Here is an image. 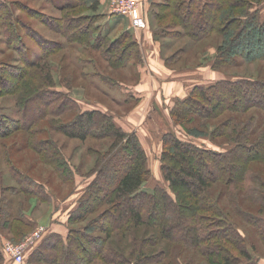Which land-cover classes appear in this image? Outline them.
<instances>
[{
    "label": "rangeland",
    "instance_id": "rangeland-1",
    "mask_svg": "<svg viewBox=\"0 0 264 264\" xmlns=\"http://www.w3.org/2000/svg\"><path fill=\"white\" fill-rule=\"evenodd\" d=\"M135 1L145 21L143 27L135 26L129 15L114 11L113 0H0V129L8 124L9 130L18 127L9 135L0 137V181L4 187H21L13 177L17 169L42 182L30 185L32 193L18 191L17 188L0 193V264H27L34 250L51 234L60 233L66 237L69 227L83 229L94 220L98 224L89 229V233L99 236L100 240L105 238L103 253L112 261L97 257L93 264H126L127 257L131 264H138L140 249L143 254H155L144 259L142 264H158L159 259L163 264H224L223 250L215 249L213 253L206 254L204 248L209 242L201 241L194 245L177 242L161 236L159 229L153 226L154 222L131 226L124 220L116 219L119 204L101 205L86 218L68 222L70 213L90 191L96 189L99 196L108 191L116 180L115 170L126 160L121 149L123 143L112 148L113 138L110 136L79 138L63 131L62 125L74 121L79 112L102 110L125 131L134 132L147 154L149 171L142 192L152 193L157 187H163L174 196L162 168L166 134L174 133L184 141L221 151L232 149L236 144L225 136L214 135V129L221 120L232 116V112L225 111L210 118L195 114L174 118L172 109L175 103L187 97L197 85H209L222 79L264 81V58L250 60L236 56L225 59L220 51L221 33L216 31L201 39L191 38L184 27L173 26L170 17H156V2L160 0ZM66 4L72 6L65 7ZM254 8L260 10L264 21V0L256 2ZM114 13L123 17L114 16ZM75 16L82 17L79 19L82 24H92L96 33H103V36L99 35L100 39H106L112 47L123 32L131 33L139 43V51L130 50L126 59L116 54L115 58L112 55L109 59L110 52L106 46L104 49H93L87 44L90 39L94 42L98 37L95 34L92 38L83 36L80 43H69L68 33L64 30L67 18L74 20ZM183 18L186 19L187 15ZM178 30H182L181 34H177ZM136 33L140 36L137 37ZM11 39L16 45L11 43ZM42 46L45 51H42ZM42 52L48 56L38 62L49 70L53 80V85L46 88L68 93L78 105L63 115L43 113L40 109L43 103L40 108L33 105L43 102L42 90L45 87H34L40 81L31 75L25 77V80L29 78L30 88L20 85L13 93L9 91V85L17 82L20 73L25 71L22 69L24 54L32 59ZM29 95L34 96V100L22 103ZM255 95L257 93L249 94ZM23 107H27L28 111L25 112ZM30 118L34 122L28 131ZM3 119L9 122L4 123ZM234 119L239 127L249 122L251 141L264 137L263 109L253 107L235 114ZM24 122L26 124L21 128ZM40 146L42 150L37 148ZM48 156L56 159L58 165ZM249 168L241 192H237L234 185L228 189L220 182L213 186L212 191L217 194L224 214H229L239 232V240L234 243L222 241L224 246H230L234 255L240 254L239 250L245 247L250 250L253 259L246 261L240 256L242 262L257 260L264 264V230L245 216L248 212L259 214L263 220L260 221L261 228H264V210L259 212L260 205L254 202L255 195L251 191L252 187L255 189L252 177L257 174L264 181V160L252 161ZM7 208L15 215L24 212L25 217L34 222L26 235H14L9 230L11 228L4 225ZM11 217L12 214H9ZM17 223L20 224L18 218ZM118 225L119 228H112ZM40 226H45L46 230L27 249L22 263H17L6 254L5 242L20 243ZM100 226L111 229L108 238L107 233L97 229ZM212 227L207 228L209 232H212ZM85 232L88 233V229ZM100 240L95 244L86 239L85 247L76 245L77 254L82 258L80 264L86 263L92 255H99ZM38 264L52 263L39 261Z\"/></svg>",
    "mask_w": 264,
    "mask_h": 264
},
{
    "label": "trees",
    "instance_id": "trees-1",
    "mask_svg": "<svg viewBox=\"0 0 264 264\" xmlns=\"http://www.w3.org/2000/svg\"><path fill=\"white\" fill-rule=\"evenodd\" d=\"M258 1L260 0H160L156 2L158 10L155 9V14L158 19L170 17V23L173 26L184 27L185 33L194 39H201L216 31L221 33L222 44L220 51L223 54L221 57L225 59L235 58L236 56H242L250 60L261 59L264 58V21L261 19L260 10L254 8L255 3ZM64 6L69 7L72 5L66 4ZM183 15H187V18L184 19ZM80 18L82 17L75 16L74 20L71 17L67 18L64 31L68 33L69 43H80L83 36L86 35L92 38L95 34L98 37H96L94 42L90 39L87 44L93 49H104L106 46V50L110 52L109 59L112 58V55L114 57L115 54L122 59H126L130 50L133 52L139 51V43L133 38L131 33L123 32L113 42L112 47V43L106 42V39H100L99 35L103 36V33L93 31L92 24H82L83 22L79 20ZM181 31L178 30L176 32L181 34ZM10 41L16 45L12 39ZM122 41L124 43L121 45ZM43 47L42 51H45L46 48ZM24 56L25 65L22 66V69L23 71L25 70L24 73L27 75L23 72V75L20 73L17 82L9 83V91L13 93L14 89L16 87L19 88L20 85L30 88L31 85L28 86L29 78L25 80V77L31 75L33 79L40 81L34 87H45L42 90L44 95L43 102L39 101L37 104H33L40 108L43 103L42 108H40L43 113L52 112L56 115H63L65 112L76 109L75 107L78 105L68 96V93L46 88L53 85L52 76L49 70L38 61L47 57L48 54L42 52L32 59L27 54H24ZM40 83L41 85H39ZM253 92L257 93V95L249 96ZM35 93L39 92L36 91ZM34 96L25 97L22 103L29 100L33 101ZM253 107H259L264 110V81L222 79L209 85H197L187 97L179 99L175 103L172 109L174 118L187 114L210 118L211 116H218L225 111L232 112V116L221 120V123L214 129V135L225 136L231 142H236V144L232 149L221 151L184 141L174 133L166 134L164 139L165 147L161 156L162 168L174 196L163 187H157L152 193L142 192L141 188L149 171L146 165L147 154L134 132L125 131L112 120L111 116L102 110L79 112L74 121L62 125L63 131L72 137L79 138L110 136L113 138L112 148L118 147L119 144L123 143L121 149L123 150V155L126 156V160L122 162L118 170H115L117 171L116 180L111 187H108V191L103 196H99L96 189L92 190V192L89 190L90 193L70 213L69 224L86 218L101 205L119 204L118 218L116 216L115 218L124 220L126 223H130L131 226L148 224L151 221L155 223L152 225L159 229L161 236H164V238L182 243L188 242L193 245L199 244L201 241L209 242L210 244L204 248L206 254L213 253L215 249L223 250L225 252L222 257L224 264H234V261H237V264H249L250 262L244 263L240 260V256L246 261L253 259L249 249L242 247L238 256L234 255L230 246H224V243H222V241L236 242L239 240V232L236 228L237 225L230 219L229 214H224L225 210L219 205L218 196L212 191V188L220 182L228 189L231 188V185H234L237 192H241L248 176L249 164L254 160H264V137L251 141L248 134L250 132L249 122L247 124L243 123L244 125L239 127L240 124L234 119L235 114L245 112ZM23 108L25 112L28 111L27 107ZM30 119L27 122L29 123L27 124L29 128L26 130L28 131L34 122L32 118ZM3 122L9 121L3 119ZM25 124L26 122L22 123L21 128H24ZM17 128L15 127V129ZM2 129H0L2 130L0 137L9 135L14 128L9 130L8 124L7 126L2 125ZM37 148L43 149L42 146ZM48 157L50 161L57 164L56 159L53 160L51 156ZM7 161L9 164V157H7ZM21 173L17 169L14 171L13 177L18 180L17 183L21 184V187H11L12 189L17 188L18 191L32 193L30 185L36 181L42 184L36 178ZM64 177L68 178V176ZM252 179L255 182V189L251 188L252 194L255 195L253 200L260 205L259 212H262L264 210V181L257 174ZM11 188L4 187L0 181V193ZM6 202L8 201L6 200ZM10 203H12V200H10ZM20 212L22 211L20 210ZM206 212L210 213L203 215ZM249 213L245 214V216L248 217L250 222L264 230L260 225L262 219L259 218V214ZM6 214L4 225L8 229L11 228L9 230H11L12 234L19 237L26 235L29 227L34 224L27 216L25 217L24 212L15 215L14 211H9L7 208ZM9 214H12L11 219ZM17 218L20 221L19 225ZM97 222V220H94V222L92 221L90 225L83 229L71 226L66 237L60 233L51 234L45 242H42L41 246L34 250L27 264H38L39 261L52 264H80L82 258L77 254L76 245L85 247L84 240L86 241V239L91 240L95 244L100 243L99 236L89 233V229L95 224L97 225ZM119 226H113L112 228L116 229ZM211 226L214 227H212V232H209L210 230L207 228ZM87 229L88 233L85 232ZM97 229L107 233L108 238L110 228L100 226ZM213 240H216L215 243L211 242ZM100 241L99 255H96V257L94 255L90 256L89 260L84 264H93L94 259L97 257L102 258L104 261H112L108 257L105 258V253H103L105 251L103 249L105 238ZM47 252H50V254H47ZM51 252L53 253L51 254ZM139 252L141 255L140 263L138 262V264H142L144 259L146 260L155 255L152 253L143 254L141 249ZM0 258H2V255ZM158 261V264H163L160 259ZM124 262L131 264L128 257ZM250 264L262 263H258L257 260H251Z\"/></svg>",
    "mask_w": 264,
    "mask_h": 264
},
{
    "label": "built area",
    "instance_id": "built-area-1",
    "mask_svg": "<svg viewBox=\"0 0 264 264\" xmlns=\"http://www.w3.org/2000/svg\"><path fill=\"white\" fill-rule=\"evenodd\" d=\"M113 2L112 7L114 11L129 15L132 18L134 25L137 27L145 26V21L139 12V8L135 0H113ZM45 230V226H40L29 237L20 243H13L9 241L5 242L4 250L6 254L11 256V258L17 263L23 262L27 249L32 246L38 238H40Z\"/></svg>",
    "mask_w": 264,
    "mask_h": 264
},
{
    "label": "crops",
    "instance_id": "crops-1",
    "mask_svg": "<svg viewBox=\"0 0 264 264\" xmlns=\"http://www.w3.org/2000/svg\"><path fill=\"white\" fill-rule=\"evenodd\" d=\"M114 16H121V17H123L122 15H120V14L118 15V14H116V13H114ZM125 18H126V17H125ZM135 35H136L137 37H139V36H140V33H136ZM136 36H135V37H136Z\"/></svg>",
    "mask_w": 264,
    "mask_h": 264
}]
</instances>
